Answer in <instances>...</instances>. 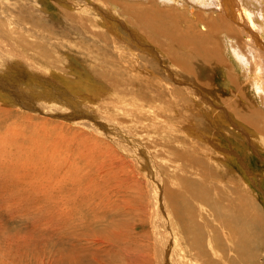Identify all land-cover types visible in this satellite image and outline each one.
Here are the masks:
<instances>
[{"label": "rangeland", "instance_id": "rangeland-1", "mask_svg": "<svg viewBox=\"0 0 264 264\" xmlns=\"http://www.w3.org/2000/svg\"><path fill=\"white\" fill-rule=\"evenodd\" d=\"M247 1L254 10L250 1H257ZM88 2L98 4L107 17L94 9L78 8L79 0H0V57L23 50L25 58L37 66L68 71L72 80V71L80 75L82 70L88 71L86 77H93L101 87L98 93L102 101L96 107L100 116L127 126L135 136L138 132L150 147L168 143L173 156L170 170L188 168L177 177L193 180L195 168L200 171V180H230L229 174L233 177L237 173L264 204V148L258 146L262 158L258 159L246 145L249 138L238 136V130L216 114L219 130L210 125L209 131L221 132L222 148L233 152L228 158H215L199 149L194 144L201 139L197 117H209L213 111L192 104L186 94L161 90L160 63L146 57L144 48H136L124 29H132L143 40L162 43L170 36L177 38L161 51L184 62L177 76L186 83L197 79L213 97L226 99L220 102L210 96L216 105L229 110L239 107L241 118H246L240 123L256 135L255 131H260L253 129L249 120L258 116V122L264 124V98L258 97L250 77L233 64L253 72L256 53L248 51L247 35L241 27L235 32L227 19L219 23V15L214 14L220 11L218 0ZM188 4L196 5L195 18L188 13ZM199 22L207 25L206 32L200 30ZM196 42L205 49L200 50ZM211 49L220 59L217 66L208 56ZM13 70L9 77L24 80ZM241 75L246 77V87L240 82ZM39 98L50 104L54 96L41 94ZM8 101L5 91L0 92V264H96V201L100 199L117 215L112 220L124 221L127 227L123 235L126 244L108 247L113 250L107 252L110 263L117 264L118 254L127 248L121 263L136 264V245L142 244L145 236L140 216L147 203L141 190L147 179L139 163L122 154L115 142L79 125L82 123L25 112L7 106ZM94 101L90 104L97 103ZM170 101L174 106L179 101L186 103L185 109L180 105L169 111ZM240 123L236 124L242 127ZM206 155L212 156V161ZM157 167L166 178L169 172L164 166ZM237 224L240 236L246 232V237H241L243 243L253 241L256 254L264 250V238L248 211L239 213Z\"/></svg>", "mask_w": 264, "mask_h": 264}, {"label": "bare ground", "instance_id": "bare-ground-1", "mask_svg": "<svg viewBox=\"0 0 264 264\" xmlns=\"http://www.w3.org/2000/svg\"><path fill=\"white\" fill-rule=\"evenodd\" d=\"M170 1L179 3V0ZM256 1V3L250 1L254 5V10H252L249 8V1L247 0H218L216 8H219L220 11L212 12L219 15L217 18L219 23L227 19L235 32H238L240 27L241 30L245 31L248 51L256 53L254 59L256 69L252 72L246 67L233 64L236 70L242 71L250 77L255 92L260 99H263L264 0ZM210 4H214V2H210ZM98 6V4L90 3L88 0H79L78 8L94 9L103 17H107L104 10ZM195 6L188 4V13L192 18H195L193 14ZM204 10L207 12L210 9ZM251 13L252 15L255 13L252 18L250 17ZM243 19H245L244 22ZM198 26L201 31H207L205 23L199 22ZM124 29L132 36L136 48H144L142 53L146 57L160 63L163 71L159 77L161 90H171L172 93L178 95L186 94L192 104H201L205 109L213 111L209 117H197L201 139L194 144L199 149L215 158H228L233 152L228 148H222V141L219 138L222 135L221 132L209 131L210 125L219 130L220 125L216 115L218 114L226 123L238 130V136L249 138L246 141L248 149L258 159H262L259 155L258 146L264 148V124L261 125L258 122V116L251 118L249 125H254V127H250L258 129L260 132L254 130L257 134L251 135L249 129L240 123L246 118H241L239 107L231 109L237 112L239 116L232 114L231 110L216 105L211 97L220 102H225L226 99L213 97L201 86L203 83L199 80L186 83L177 76L176 71L177 69L182 70L184 62L176 60L174 54L165 56L161 52L163 48L168 46L165 44L169 42L173 44L177 38L170 36L162 43L156 40H143L132 29L127 27ZM195 46H199L200 50L205 49L198 42L195 43ZM12 48L10 46V50ZM227 49L229 53V45ZM14 52L13 56L9 52L0 57V92L5 91L7 94L9 99L7 106L22 108L20 110L29 113L39 112L67 121L82 123L79 125L88 126L96 134L102 135L104 139L115 142L122 154L137 161L144 170L147 180H143L141 190L144 191L147 203H145V210L140 216V221L141 227L145 229L143 242L146 243L143 245V242L142 244L139 242L136 245L139 257L136 264H264V258L261 263L259 262L260 257H264V250L262 249L260 253L256 254L254 242L247 240L243 243L242 238L243 236L246 237V232L245 235L240 236L238 231L239 213L248 211L255 222L258 233L264 238V204L259 200L260 197L255 190L247 185L246 180H239V178L243 179L242 176L236 173L232 177L230 173V180L225 178L224 180H200V171L195 168L197 173L192 176L193 180H186L185 176L177 177L178 172L188 171V168L170 170L173 156L170 154L172 148L168 143L163 147L160 144L154 143L152 145L153 143H151L152 147H150L142 142L144 139L138 135V132L135 136L127 126L124 128L123 125L112 123L111 119L100 116L101 113L96 110V107L98 108L102 101L98 93L101 91L99 90L101 87L96 85V80L93 77H86L89 74L88 71L82 70V75L80 72L72 71V80L68 71L52 67L41 68V66L39 67L25 58L27 55L23 50ZM150 52L152 54H149ZM208 56L217 66L216 63H219L220 59L215 55L213 49L208 52ZM173 60H175L174 65L171 64ZM38 64L41 65L39 62ZM12 68H14L13 74L24 80L9 77ZM95 75L97 77V73ZM245 75L240 76L243 87H246L247 83ZM233 88L237 89V86L234 85ZM41 94H53L54 99L49 101L50 104H43L45 102L39 98ZM173 97L176 98L177 95H173ZM93 101L97 103L90 104ZM168 103L170 104L169 111H174L175 107L180 105H183L185 109L186 105L182 101L176 103V106L172 105L171 101ZM156 107L160 108L159 106ZM238 121L242 127L236 124ZM258 133L262 135L260 136ZM160 139L165 138L160 137ZM214 150L218 151L219 154ZM186 156L188 155L186 154ZM205 158L210 161L213 159L212 156L207 155ZM237 159L242 164V159L238 156ZM157 165L164 166L165 172H169L166 178H163L162 171ZM222 173H224L223 170ZM248 176L250 181L254 183L249 173ZM142 204L144 207L143 202ZM116 216L107 208L105 201L102 199L96 201V264H111L110 255L107 252L110 254V251L113 250L108 247L115 248L117 243H125L126 237L123 235L127 233V227L124 221L112 220ZM62 222L64 223V221ZM126 222L128 223V221ZM55 226L58 225L55 224ZM117 248L120 247L117 246ZM125 249L123 251L127 252ZM123 251L118 254L120 261L117 264L124 262L125 254Z\"/></svg>", "mask_w": 264, "mask_h": 264}]
</instances>
